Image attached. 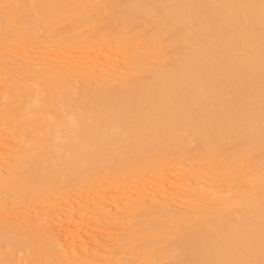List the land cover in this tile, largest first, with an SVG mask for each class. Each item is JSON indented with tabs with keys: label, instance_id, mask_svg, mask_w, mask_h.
Listing matches in <instances>:
<instances>
[{
	"label": "bare ground",
	"instance_id": "6f19581e",
	"mask_svg": "<svg viewBox=\"0 0 264 264\" xmlns=\"http://www.w3.org/2000/svg\"><path fill=\"white\" fill-rule=\"evenodd\" d=\"M0 264H264V0H0Z\"/></svg>",
	"mask_w": 264,
	"mask_h": 264
},
{
	"label": "rangeland",
	"instance_id": "374dc122",
	"mask_svg": "<svg viewBox=\"0 0 264 264\" xmlns=\"http://www.w3.org/2000/svg\"><path fill=\"white\" fill-rule=\"evenodd\" d=\"M16 40H18V39H16ZM16 40H15V41H16ZM19 41H20V40H18V43H16V42H14V40H13L14 44H13L12 42H11V43H12V45H13L15 48H19L21 45H24V44H27V43L33 44L32 42H27V43H25V42L27 41V40H26V41H24L23 43L21 42V45H20V44H19ZM21 41H22V40H21ZM4 43H5V42H4ZM30 44H29V45H30ZM127 44H129V42H127ZM127 44H126V45H127ZM129 45H130V44H129ZM129 45H128V46H129ZM16 46H18V47H16ZM178 172H180V171H178ZM181 172H182V171H181ZM239 181H241V180H239ZM233 185L235 186L233 189H239V188H242L243 185H245V182H244V183H233ZM241 186H242V187H241Z\"/></svg>",
	"mask_w": 264,
	"mask_h": 264
}]
</instances>
